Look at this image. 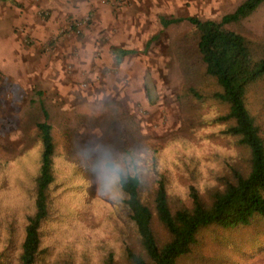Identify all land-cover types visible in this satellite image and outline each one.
<instances>
[{
	"label": "rangeland",
	"instance_id": "374dc122",
	"mask_svg": "<svg viewBox=\"0 0 264 264\" xmlns=\"http://www.w3.org/2000/svg\"><path fill=\"white\" fill-rule=\"evenodd\" d=\"M243 2L0 0V154L8 162L0 199L11 192L16 202L28 201L22 190L30 188L38 167L42 102L55 139L57 192L44 246L60 245L76 264H97L117 249L123 218L95 186L90 189L92 178L76 156L83 144L151 145L183 193L189 183L202 191L220 186L230 166L246 165L245 150L221 135L216 118L225 107L211 98L216 87L204 74L195 29L186 21H219ZM162 19L183 20L164 28ZM226 27L264 58V1ZM112 48L132 52L117 63ZM246 100L264 130V77ZM208 234L200 263L264 264L259 223Z\"/></svg>",
	"mask_w": 264,
	"mask_h": 264
},
{
	"label": "trees",
	"instance_id": "16d2710c",
	"mask_svg": "<svg viewBox=\"0 0 264 264\" xmlns=\"http://www.w3.org/2000/svg\"><path fill=\"white\" fill-rule=\"evenodd\" d=\"M263 1L245 0L219 21L186 19L196 32L195 48L204 74L216 87L211 98L225 107L216 123L221 135L245 150L246 165L230 166L220 186L202 191L189 183L183 193L153 153L150 182L130 185L129 200L112 207L113 214L123 218L117 224V249L109 250L97 264H202L200 258L205 256L206 238L212 230L226 234L256 223L264 227V130L246 102L249 89L264 77V58H256L248 40L226 27L245 19ZM181 20L162 19L161 25L166 28ZM113 54L120 63L130 52L115 50ZM190 93L200 99L195 90ZM40 109L38 167L30 188L22 190L28 201L16 202L11 192L6 200L0 199V264H76L60 245L43 244V229L57 212L56 145L42 102ZM2 157L0 191L8 182V162ZM218 249L211 247L213 252Z\"/></svg>",
	"mask_w": 264,
	"mask_h": 264
},
{
	"label": "clouds",
	"instance_id": "9594fccd",
	"mask_svg": "<svg viewBox=\"0 0 264 264\" xmlns=\"http://www.w3.org/2000/svg\"><path fill=\"white\" fill-rule=\"evenodd\" d=\"M76 156L96 191L113 207L129 200L130 185H146L153 175V150L148 144L119 148L108 142H89L79 147Z\"/></svg>",
	"mask_w": 264,
	"mask_h": 264
},
{
	"label": "crops",
	"instance_id": "0c3cea01",
	"mask_svg": "<svg viewBox=\"0 0 264 264\" xmlns=\"http://www.w3.org/2000/svg\"><path fill=\"white\" fill-rule=\"evenodd\" d=\"M115 50H123V49H119V48H112V54L115 52ZM124 51H128V52H130V54H131V52L132 51H129V50H124ZM129 54V55H130ZM114 55V54H113ZM115 57V56H114Z\"/></svg>",
	"mask_w": 264,
	"mask_h": 264
}]
</instances>
